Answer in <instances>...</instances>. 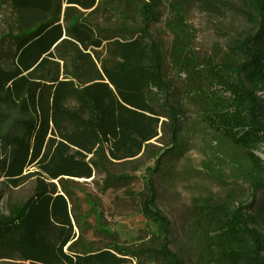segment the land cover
Here are the masks:
<instances>
[{
    "label": "trees",
    "instance_id": "16d2710c",
    "mask_svg": "<svg viewBox=\"0 0 264 264\" xmlns=\"http://www.w3.org/2000/svg\"><path fill=\"white\" fill-rule=\"evenodd\" d=\"M9 1L23 24L20 18L8 37L14 43L10 65L0 66V186L17 187L29 178L35 184L25 200L0 214V258L28 264H183L186 258L190 264H264V159L254 153L262 146L264 154V0H240L252 30L221 54L199 58L188 48L173 59L193 82L190 93L204 123L245 152L251 189L247 204L193 198L181 251L170 248L171 224L158 207L154 180L178 143L183 114L173 100L162 46L151 34L161 0H132L140 20L115 29L90 19L103 0ZM174 10L169 30L188 41L191 29ZM103 41L107 53L101 58ZM165 123L171 149L150 156L154 168L139 194L148 234L133 246L106 230V241L89 240L76 225L69 183L100 172L105 183L129 184L132 178L111 173L107 163L147 153Z\"/></svg>",
    "mask_w": 264,
    "mask_h": 264
},
{
    "label": "rangeland",
    "instance_id": "374dc122",
    "mask_svg": "<svg viewBox=\"0 0 264 264\" xmlns=\"http://www.w3.org/2000/svg\"><path fill=\"white\" fill-rule=\"evenodd\" d=\"M103 1L106 3L91 15L94 24L115 29L124 23H137L141 18L138 5L132 0ZM175 6L191 29L188 41L180 40L169 30ZM245 10L240 0H161L159 20L151 26L152 37L159 41L165 54V73L173 86V100L183 107V114L178 118V143L166 154L161 171L154 176L158 207L171 224V249L181 251L185 246L183 231L193 198L203 197L228 205L232 202L234 205L247 204L251 199L245 152L204 123L202 108L190 93L192 80L179 72L173 63L177 51L186 56L188 48L195 50L199 58L221 54L230 41L252 30ZM20 18L23 24V15L13 10L10 1L0 0V49L3 53L0 66L10 65L14 43L8 37L17 32ZM37 19L31 17L30 20L35 22ZM106 53L107 41H103L98 55L103 58ZM167 124L160 129L158 139L151 142L147 153L134 160L107 163L111 173L132 178L129 184L121 185L110 180L105 183L106 176L100 172H95L93 178L75 179L69 183L73 186L70 206L76 213V225L89 240L106 241V235H109L106 230L123 245L129 243L133 246L141 242L137 239L148 234V220L140 211L139 194L145 190V179L151 176L154 168L155 161L150 156L171 149L167 145ZM254 153L264 159L262 146ZM34 184V179L29 178L17 187L1 185L0 214H8L14 204L25 200L32 193ZM255 198L262 202L259 192ZM96 229L100 232L96 233ZM0 264L28 263L14 257L0 258ZM183 264H190V261L186 258Z\"/></svg>",
    "mask_w": 264,
    "mask_h": 264
},
{
    "label": "water",
    "instance_id": "95a60500",
    "mask_svg": "<svg viewBox=\"0 0 264 264\" xmlns=\"http://www.w3.org/2000/svg\"><path fill=\"white\" fill-rule=\"evenodd\" d=\"M65 38V37H64Z\"/></svg>",
    "mask_w": 264,
    "mask_h": 264
}]
</instances>
